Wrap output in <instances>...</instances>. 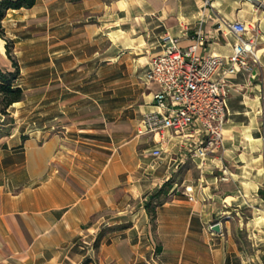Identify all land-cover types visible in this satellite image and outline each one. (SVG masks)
<instances>
[{
    "label": "crops",
    "instance_id": "crops-1",
    "mask_svg": "<svg viewBox=\"0 0 264 264\" xmlns=\"http://www.w3.org/2000/svg\"><path fill=\"white\" fill-rule=\"evenodd\" d=\"M228 21L248 26L259 62L227 76L216 156L182 161L173 132L164 143L138 135L141 121L122 125L121 113H91L97 100L73 95L102 75L111 99L124 83L123 104L144 116L155 109L159 84L146 75L163 36L227 58L237 42ZM2 24L25 99L0 112V264H251L229 215L252 208L249 238L263 248L264 0H37ZM6 39L0 68L13 71ZM167 183L153 230L146 204Z\"/></svg>",
    "mask_w": 264,
    "mask_h": 264
},
{
    "label": "built area",
    "instance_id": "built-area-1",
    "mask_svg": "<svg viewBox=\"0 0 264 264\" xmlns=\"http://www.w3.org/2000/svg\"><path fill=\"white\" fill-rule=\"evenodd\" d=\"M226 24L237 37L229 57L200 56L197 44L184 49L177 38L166 34L162 51L152 59L146 75L148 81L159 84V91L154 95L155 109L144 114L137 133L154 135L164 143L165 134L173 132L184 140L182 161L205 159L222 152L230 90L227 76L250 72L259 62L257 43L248 36V26L240 21ZM153 152L160 154L158 149ZM185 193L193 199L192 187H186Z\"/></svg>",
    "mask_w": 264,
    "mask_h": 264
},
{
    "label": "rangeland",
    "instance_id": "rangeland-1",
    "mask_svg": "<svg viewBox=\"0 0 264 264\" xmlns=\"http://www.w3.org/2000/svg\"><path fill=\"white\" fill-rule=\"evenodd\" d=\"M122 71V70H121ZM122 74H120L121 76ZM119 76V70H116L114 73V77H118ZM88 77L86 76H75L74 78H72V82H74L75 84H82V83H86L88 82ZM104 77L102 75H97L96 76V80L94 81V77L92 76L91 79L89 80V82L91 83L92 87H97L95 90H92L91 92H87V91H79V92H73L72 94L75 95L77 98L81 99V100H86L89 99L88 96H90L93 99H96L98 102V105L95 107H91V113H94V111H96V113L100 114H113V116H118L120 113L122 115V125H129L131 126V128H136L138 121H141L143 116L142 114H140L139 112H135L132 109H137V108H129L128 105L123 104L126 101H128L126 99V96L128 95V92H125L122 89L125 85L124 83H121L119 85H114L113 86V95L114 98L111 99L110 98V92L105 91L103 89H105V85H104ZM90 85V84H89ZM127 93V94H126ZM85 95H88L87 97ZM84 109V108H83ZM131 110V111H130ZM121 121V120H119ZM125 122V123H123ZM128 122V123H127ZM118 124V123H117ZM132 131V129H131ZM261 132L263 135L262 138V143H263V155H262V162L264 164V121H263V125L261 127ZM193 192V190H192ZM157 194V192L155 193ZM154 195V194H153ZM152 195V196H153ZM151 196V197H152ZM259 197L263 199V201L261 202L262 207L264 208V180L260 185V191H259ZM163 199V197H161ZM161 198H159V200H161ZM158 201V199H154V203H156ZM232 214H230V218L229 219V227L231 229L232 235L234 237V239L237 241V243L243 247L247 254L249 255V258L251 259V264H264V246L263 248L261 247H253L252 246V242L253 239L249 238L250 232H249V226L247 224L248 218L253 216V209L252 208H246L244 210H235V211H231ZM239 213V214H237ZM152 226V225H151ZM262 227V226H261ZM153 229V228H152ZM260 234H262V236H260L261 238L258 239V243H264V225L261 229ZM255 240V239H254ZM89 242V241H86ZM85 245H88L85 244ZM98 245V241H94V250L96 249L95 246Z\"/></svg>",
    "mask_w": 264,
    "mask_h": 264
},
{
    "label": "trees",
    "instance_id": "trees-1",
    "mask_svg": "<svg viewBox=\"0 0 264 264\" xmlns=\"http://www.w3.org/2000/svg\"><path fill=\"white\" fill-rule=\"evenodd\" d=\"M36 1L37 0H0V37L6 39L2 21L7 11L10 9L32 8L36 4ZM6 42L7 55L12 61L13 71H5L0 68V112L7 116L9 114L7 110L13 103L25 99V91L16 85L20 77V67L13 56V41L6 39ZM168 186V183L165 184L146 204L153 230L156 227V208L163 203V200H159V194L165 192ZM156 198L158 201L154 203V199Z\"/></svg>",
    "mask_w": 264,
    "mask_h": 264
},
{
    "label": "water",
    "instance_id": "water-1",
    "mask_svg": "<svg viewBox=\"0 0 264 264\" xmlns=\"http://www.w3.org/2000/svg\"><path fill=\"white\" fill-rule=\"evenodd\" d=\"M212 229L216 232H221V224L220 223H215L213 226H212Z\"/></svg>",
    "mask_w": 264,
    "mask_h": 264
}]
</instances>
